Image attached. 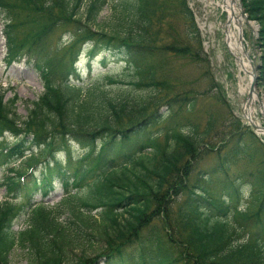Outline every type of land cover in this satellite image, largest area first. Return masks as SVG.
I'll list each match as a JSON object with an SVG mask.
<instances>
[{
  "label": "trees",
  "instance_id": "16d2710c",
  "mask_svg": "<svg viewBox=\"0 0 264 264\" xmlns=\"http://www.w3.org/2000/svg\"><path fill=\"white\" fill-rule=\"evenodd\" d=\"M44 2L47 13L58 10L64 17L62 25L72 22L83 26L78 44L82 47L91 43L89 56L100 49L120 55L127 76L123 81L112 76L101 83L79 87L68 83L70 77H79L74 60L64 65L58 81L49 74L48 60L43 65L35 62L32 67L41 80L42 93L30 102L23 121H18L14 112L16 101L4 102L0 92V135L8 133L16 139L12 145L0 147V168L23 157L27 166L7 170L8 177L0 182L7 191L4 199L20 201L19 205L11 199L0 202V264H8L15 247L26 252V264H264V220L258 219L264 212V170L248 178L246 187L255 209L248 215L237 208L243 194L236 188L239 174L234 181L227 177L236 159L250 158L240 143L249 127L234 116L230 118L234 127L222 131L216 151L223 149L224 139L229 142L235 138L233 146L218 154L222 157L209 175L203 176L206 181L199 183L196 179L188 187L179 176L181 167L202 146L213 147L208 140L214 137L215 123L212 116H207L199 132L194 120L186 116L193 114L197 101L207 96L205 91L212 87L200 91L197 83L184 81L172 68V63L183 59L197 67L206 62L186 0ZM239 2L247 21L258 26L255 44L261 55L255 86L261 87L264 0ZM18 3L32 13L27 8L34 5L31 0ZM109 4L113 20L108 31L100 27L91 31V25H99L101 9ZM174 13L181 17L192 47L182 39L181 49L171 41L155 40L161 27L173 20ZM5 43L6 63H11L15 53L11 52L9 36ZM87 67L91 69V65ZM112 86L113 92L107 93L105 89ZM56 139L64 147L62 159L56 157ZM72 142L85 148L74 155L69 152ZM262 154L264 157V150ZM40 155L48 159L44 163L47 167L41 169L40 178L26 183ZM175 183L184 194L174 209L175 224H171L170 209L160 207L168 194L165 190H171ZM234 184L232 201L226 189L232 190ZM213 185L224 195L213 198L209 189ZM56 186L61 200L52 207L44 206L43 199ZM34 196L40 200L32 204ZM21 215L26 226L15 232L13 222ZM64 215L65 221H59ZM252 218L258 223L245 234L246 241L238 243V230L233 225L238 219ZM174 228L184 236L183 241L174 234Z\"/></svg>",
  "mask_w": 264,
  "mask_h": 264
},
{
  "label": "rangeland",
  "instance_id": "374dc122",
  "mask_svg": "<svg viewBox=\"0 0 264 264\" xmlns=\"http://www.w3.org/2000/svg\"><path fill=\"white\" fill-rule=\"evenodd\" d=\"M20 1L22 0H2L0 4V92L3 93L4 102L6 99H14L16 101L14 103V112L18 115V121L25 119L30 102L36 101L37 97L42 93L41 80L37 71L32 67L35 62L43 65L48 60L49 74H51L54 81H58L60 78L58 76L62 73L64 65H68L74 60L73 66L79 72V77H70L68 83L79 87L91 83H101L106 77L117 76L122 81L126 78L127 72H125L124 59L120 55H112L100 49L96 50V55L91 57L89 56L91 43L82 45V47L78 44V39L83 32L82 25L80 26L72 22L62 25L63 23H60V20L63 22L62 19L64 17L60 15L58 10L47 13L43 8L46 4L44 0H31V3H34V5L27 6V8L32 10V13L25 9L24 4L20 6L18 3ZM220 2L221 0H186V6L190 9L195 27L198 29L199 46L202 51L201 56L206 62L204 65L197 67L188 60L177 59L178 61L172 63V68L176 74L182 76L184 81L193 80L197 83L200 91L210 86L212 87L210 90L205 91L208 93L207 96L202 98L200 102L197 101L196 109L193 112L194 116L192 113L186 116L188 119L194 120L198 125L199 132L203 129L205 125L204 119L207 116L214 118V132L212 133L214 137L208 140V145H213L212 148L214 149L211 152L212 148L202 146V149H199L194 154V158L186 161L181 167L179 176L181 180H185L184 183L188 187L193 185L196 179H199V183L206 181L203 179V176L207 177L208 173L214 168L217 159L222 157L218 154H222L233 146L232 143L235 138L230 139L229 142L224 139V144L223 141L221 143L223 144V149H221L220 153L216 151L222 139L221 135L233 129L234 123L229 122V120L234 116L239 123L249 127L248 132H245V135L241 136L240 143L245 145V148H247L246 155L250 158L240 157L236 159L231 164L227 177L231 181H234V177L239 174L240 178L237 179L236 188L242 191L243 194L238 198L237 208L247 211L248 215V213H254L255 209L251 207L253 198L250 196V191L246 187V184L248 178L252 177L251 175L254 172L259 174L261 170H264V157L262 154L264 150V135L250 132L252 129L243 117V101L246 99L248 90L243 95L239 94V73L236 59L227 47L223 31L227 15L217 5ZM26 5L28 4L26 3ZM101 10L97 18L99 25L97 27L91 25V31H95L99 27L104 31H108L109 29L113 20L110 4L108 6L105 5ZM165 22H168V20ZM243 25L241 33L244 38L242 41L243 47L254 66H256L257 75L260 65L259 56L261 55L258 46L255 44L258 26L252 21L248 22L247 19H245ZM78 30L81 31L77 32ZM186 35L187 30L182 26L181 17L177 13H174L173 20H169V25L166 23L161 27L160 34L156 36L155 40L167 43L171 41L181 49L183 46L179 42V39H182L183 43H189L192 47L191 41L186 39ZM7 36L11 38V52L15 53V59L11 63H6L5 58L8 48L5 43ZM70 38L71 40H69ZM193 46L196 47L195 45ZM101 60H103V63H101ZM87 64L91 65V69L87 67ZM245 81L243 84H246ZM112 89L113 86L112 88L105 89V91L110 94V92H113ZM254 90L256 99L264 105V85L261 87L255 86ZM256 118L260 126L264 128V119L260 115ZM222 131H224L223 134ZM15 140L11 134H3L2 132L0 135V147L10 146ZM56 140L58 141V139ZM99 142L100 139L94 143L95 146ZM70 144L71 148L69 152H74V155H77L85 148V145L81 146L75 142ZM31 151L33 152L35 149ZM55 151L58 152L56 153L57 158H64V147L59 141L55 143ZM29 152L25 154L26 160ZM22 159L9 164L7 168H0V182L4 176L8 177V171H17L19 168L26 169L27 166L23 163ZM37 159L39 161H37L36 166L32 169V177L26 178V183L40 178L39 173L41 174V169L47 167L44 165L48 160L45 156L40 155ZM235 185L232 186V190L230 188L226 189L231 194V199ZM56 187L51 194L43 199L42 204L44 206L52 207L53 204L61 200V191L58 189V186ZM209 189L213 198L224 195L223 191L216 185L211 186ZM179 190L180 188H176V183L171 190H165L168 194L164 197V203L160 207V209L164 208L166 211L170 209V213H172L171 224H175L174 209L181 202L180 200L184 194L182 190H180L181 192ZM6 195V188L0 186V202L5 199H11L15 205L20 204L17 198L10 197L4 199ZM39 200L38 196H34L31 203L33 204ZM232 201L235 200L232 199ZM168 216L170 218L169 214ZM259 218L264 220V212L259 213ZM24 219V215L16 217L12 230L15 232L22 231L26 226ZM252 220L242 221L238 219L237 223L233 225L238 230L236 236L238 243L246 241L245 234L252 231L254 224L258 223L255 218H252ZM59 221H65V215L61 216ZM174 234H178L176 236L181 241L184 240V236L179 233L178 228H174ZM25 255L26 252H22L15 247L10 252L8 264H26ZM262 260L264 262V259ZM100 262L98 261L97 264H102Z\"/></svg>",
  "mask_w": 264,
  "mask_h": 264
},
{
  "label": "bare ground",
  "instance_id": "6f19581e",
  "mask_svg": "<svg viewBox=\"0 0 264 264\" xmlns=\"http://www.w3.org/2000/svg\"><path fill=\"white\" fill-rule=\"evenodd\" d=\"M217 5L227 15L223 31L225 33L227 47L236 59V66L239 73L238 78L240 80L238 91L240 95H243L248 89L252 76V67L254 66L242 43L244 38L241 33L245 19L239 14L237 0H221ZM244 81L246 84H243ZM257 103L259 102L255 94H252L250 98H246L243 101L242 112L245 120L251 122L254 126L256 125L258 128H262L256 117L260 115L264 119V105L262 103L257 105ZM256 133L264 135V131L261 129H258Z\"/></svg>",
  "mask_w": 264,
  "mask_h": 264
},
{
  "label": "water",
  "instance_id": "95a60500",
  "mask_svg": "<svg viewBox=\"0 0 264 264\" xmlns=\"http://www.w3.org/2000/svg\"><path fill=\"white\" fill-rule=\"evenodd\" d=\"M237 4H238V7H239V14H241V16L244 18V19H246V16H245V14H243L242 13V9H241V4H240V2H239V0H237ZM256 66H253L252 67V76H251V81H250V83H249V86H248V93H247V96H246V98H250L251 96H252V94H255V90H254V88H255V83H256V77H257V75H256ZM245 122H247V124L251 127V132L252 133H256V131L258 130V129H261V130H263L264 131V128H258L256 125L254 126L251 122H248L247 120H245Z\"/></svg>",
  "mask_w": 264,
  "mask_h": 264
}]
</instances>
